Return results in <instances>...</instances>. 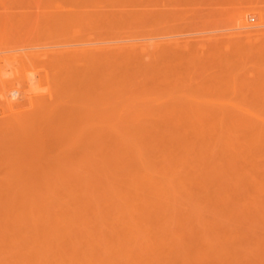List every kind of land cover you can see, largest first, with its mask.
<instances>
[{
    "label": "bare ground",
    "instance_id": "1",
    "mask_svg": "<svg viewBox=\"0 0 264 264\" xmlns=\"http://www.w3.org/2000/svg\"><path fill=\"white\" fill-rule=\"evenodd\" d=\"M59 1L61 2V0ZM73 1L75 3L72 2V7L74 6L75 8L71 7L64 14L66 18L63 15L62 18L65 19L64 22H67H65L67 27L63 26L69 29L72 28L74 44L73 42L64 44L62 45L63 47L61 46L62 49L59 46V50L56 51L52 47L50 52L51 54L53 51L55 52L54 55L52 54L54 57L46 50L45 52L47 53L43 51V56L41 51L30 53L25 51L24 54H21L23 56L18 54V57H24L25 60V56L28 57L27 63L31 62L33 58L37 60V63H44L42 60L46 58L48 64L52 65L53 58H56L55 62L58 67L61 66L63 68L62 65L64 64L65 67L67 64L66 73L68 76H65V79H62V74L59 76V81L61 79L63 82L66 80L67 88L62 82L61 86L58 85L61 89H65L64 94L66 96L62 92L63 90L60 91V88L55 87L54 89L53 80H57L56 84L59 82L58 77L56 78L55 76L59 75L57 70L51 77V79L55 78L51 84L52 90L55 91L50 95V90L43 87L49 92H47L49 94L48 99L54 100L51 96L53 97L55 92L58 94L56 97H58L59 103L56 102L57 100H52L54 109L49 107L51 106V100L45 102L46 105L43 103L45 108L42 103H37L36 100L39 97L37 96L36 98L34 95L36 92L31 88L32 90L28 89L29 91H27L28 93L32 91L36 100L32 98L28 99L29 101L27 99L25 101L24 96L21 99L22 101L24 99L23 104L18 103V99L15 103L17 102L21 107L29 104L34 109V112L31 111V107L29 110L28 105V109L26 108L25 112L28 113L30 111L32 112L31 115L35 117L33 118L30 114H27L29 117L24 115L26 118L22 117V119L20 117L22 120L16 118L17 123L20 122L18 126L16 121H14L15 123L9 121L8 124L5 121L7 118L3 120L2 117L0 119L2 124L6 122L7 128L13 123L8 130L5 127L6 124H0V134L4 130L3 134L0 135L1 138L7 139L6 142H8L10 141L9 137H11V139H15L16 144L21 143L22 145L26 141L27 144L25 143L24 146L19 145V147L25 149V146L32 144L27 146V148L34 149V154L40 153V155L31 156V153H21L24 155L20 157L19 153L15 154V150L10 149L13 148L10 145L12 142L14 144V141L11 140L12 142L8 143V145H6V142L3 143L5 139L0 142L3 143V146H8V151L11 150L8 156L10 158L14 156L11 158L12 161L4 157L7 156L8 152L0 144L1 152L4 150V156L0 152V155L4 157L3 159L0 157V168L5 167L2 165V160L4 162L5 159L7 160L4 163L7 164L9 160L12 168L16 165L15 168L19 166L18 169L13 168L12 170L11 164H9L10 166H7L9 167L8 169L11 168L10 171L8 170L10 173H8L6 168L0 173V177L3 176L2 179L0 178V181H2L0 182V195H5L3 196L4 198L8 197L4 199L1 196L3 200L0 199V264H264V8L255 6L251 7L247 13L233 15L235 21H230L235 22L234 27L236 24L239 31L241 30V34H245L247 42L249 41L248 39H253L255 43L259 40V45L257 46L258 43H252L257 47L254 50V46L249 44L252 41L246 43L245 38V43L249 44L248 47L253 46V48L248 49L245 45H241L245 47L243 50H241V47L238 49L239 46L238 50L236 48V50H233L232 48L234 47H231L233 55L232 52H229L230 50L225 51V48L221 49L224 50L225 54H220L219 52L222 51L216 50L217 46H215L214 49L219 53L218 58L221 55L229 60V58L235 56L234 58L232 57L234 60L228 61L230 66L232 65L231 61H233L232 63L236 62V65L239 63L235 61V58L237 60L239 58L240 66L241 61L245 60L244 63L246 61L248 63H242V68L244 69L243 71L241 70L242 72L238 70V65L234 66L233 64V67H236L238 73L240 72L241 74L237 75V73H234V76H232L234 72L232 66L227 65L228 62L226 63L227 59L225 57H223L225 58L223 59L224 63L222 62V57H220L219 63L221 61V63L225 64L224 66L230 67L231 72H229L232 75L223 70L224 74L220 73V75L221 81L225 79V82H220L219 84L221 85H217L215 89L205 86L207 90L206 88L204 89L205 93H202L204 97L201 98L200 96L202 95L200 93L203 89L200 88H204V85H199L200 90L198 87L195 89L199 93L194 90L196 94L193 95L194 92L191 87L187 86V88H190L189 91L184 88L186 85L182 86L180 82L175 83V81H172L177 79V75L173 74V77L167 75L170 74V69L175 68L173 67L174 65L172 66V60L167 59L168 62L169 60L171 61V64L164 60L170 52L165 50L167 51V54L164 52L166 58H164L165 56L163 57V50L165 47L171 46V42L168 44L164 43V45H170L162 47L164 48L163 50L159 48L162 43L159 44L158 41L151 43L153 46L158 45V48L155 47V49L159 51V57L155 56L156 54L154 55L153 51L150 52L147 43H142L143 40H150L151 35L154 34L152 30H155L153 26L156 23L154 22L155 25L151 24V30V27L149 26L148 28L143 22L142 13L139 10H128V8L138 7L147 0H130L132 3H130L131 5L128 4L129 6L121 3L120 0ZM189 1L188 4L190 3ZM68 2L66 3L68 4ZM185 5L187 4L185 3ZM185 5L183 6L185 7ZM183 6L181 5V7ZM107 7L117 8L121 13L120 15L122 17L126 16L128 19H123L121 16V18L111 17L110 12L105 10ZM71 9L76 11L74 12ZM66 14H69V16L67 17ZM158 14L160 12L154 16L156 19L151 18L156 21L157 18L158 21L160 18L163 19V16L159 18ZM112 15L115 14L113 13ZM168 15L166 14V16ZM249 16L254 18V20L256 19L254 24L251 22L252 25L247 21ZM225 17L219 20H222L221 22L228 26V21H223ZM228 17L230 19L229 15ZM173 19L174 17L171 18V20ZM219 20L216 23H219ZM214 22L209 23L215 25H213V28L211 27L212 25H208V27L219 30L217 28L219 27L218 23ZM167 23L170 24L169 21L165 24ZM205 23L203 21L202 25L195 24L197 25L194 26L195 30L197 27H204L207 24ZM68 24H71V27H68ZM127 24L129 26H125ZM162 24L164 22H159L156 26H161ZM225 24L223 27H225ZM170 26L166 27L172 29ZM172 27L174 28V25ZM190 27L188 29L193 31L192 23ZM176 28H178L177 25ZM180 29L182 30V27ZM200 29H205L206 31L209 28ZM157 30L159 32L160 29L157 28L155 32ZM52 31L54 30L52 29ZM64 31L68 32L67 29ZM160 31L162 33V30ZM180 32L178 33L179 35ZM207 34L202 35V37L204 36L203 39H210L205 37ZM218 34L214 36H219L220 34ZM184 35L186 36V34ZM202 37L200 38L202 39ZM152 39L154 38L152 37ZM201 39L198 40L199 42L196 40L195 42L201 44ZM211 39L213 41L209 40V42H214V38ZM216 39L215 42L217 41ZM228 39H230V36ZM184 40L187 42V38ZM179 41L177 39L172 42L181 43ZM203 41L204 43L206 42V40ZM70 42L69 40L65 43ZM215 42L209 45H213ZM217 42L219 43V40ZM222 43L227 42L224 40ZM239 43L243 44L241 40ZM22 44L20 42L19 45L21 46ZM218 46L220 47V45ZM230 46L228 47L229 49ZM17 47L20 48L19 46ZM171 47H177L175 50H178L180 46ZM198 47H201V45ZM240 50L243 53L247 50L244 53V55L248 53L246 54L247 56H244L245 58ZM206 52L204 53L206 54ZM252 52L257 56L256 60L259 57L258 60L261 61H256ZM160 54L166 64L161 61ZM48 55L51 56H49V59H47ZM215 55H212V57H215L214 60L217 59ZM228 55L232 56L229 57ZM15 56L16 54L11 55L13 59L16 58ZM40 56L42 57L40 58ZM203 56L205 55L202 54ZM11 57L10 55H2V57L0 56V61L4 60L3 62L6 66L5 61L9 62ZM20 57L19 59H21ZM152 57L156 60H153ZM156 57L158 59L161 58L160 61ZM50 58H52V62ZM247 58H249V61ZM24 59L22 58L21 62L25 61ZM183 59L181 57L182 62ZM252 59L255 61L253 60L252 62ZM36 60L33 62L35 63ZM157 60L159 61L158 63L156 62ZM250 60L251 64H249ZM13 62L17 64V61ZM55 62L53 66L49 64L50 69L51 67H56L52 68L53 70L59 69ZM160 62L162 65L169 64L170 67L165 66L164 68ZM193 62L196 64L195 61ZM185 63L184 61L183 64ZM246 64L249 65L247 66L248 68L243 67ZM252 64L253 66L251 67L250 65ZM19 65L18 67H20ZM208 66L206 65V68H209ZM32 67L33 65L30 68ZM161 67L165 70L168 69L169 73L165 70L162 71ZM23 68L22 66L21 69ZM221 68L220 70H222ZM176 70L178 72V69ZM237 70L235 71L237 72ZM164 71L166 72L165 74L163 73ZM45 72L47 73V71ZM19 73H16V75L18 76ZM48 73L51 74V71ZM197 74H200V72ZM0 75L2 74L0 73ZM47 75L45 76L46 79H48ZM166 75L168 79L165 77ZM174 76H176V79ZM22 77L15 78L16 80L13 79L12 81L10 79L9 81L12 83L16 81V84L24 85L22 82L24 77ZM171 77L174 79L170 80ZM227 79L228 81H226ZM20 80L22 83L19 82ZM27 80L25 82L27 85L29 83V85H33V79H29L28 82ZM48 80L50 81V79ZM49 81L46 80V82ZM166 81L172 85L174 82L176 86L175 84L172 86ZM3 83V80L1 81L0 79V84L3 85ZM168 85L171 86L170 88L175 86L174 89H171L172 91L175 90L173 91L174 93L171 92ZM177 85H180L184 90L180 91L181 88L177 87ZM167 86L171 93L167 91ZM47 87L50 86L48 85ZM192 87L196 88L193 85ZM177 88H180L178 94H176ZM4 89L6 88H3L2 91ZM206 91L212 92L207 93ZM59 92L62 93L59 94ZM183 92H188V97L183 95L182 98H184L181 99L178 96H181L179 94H184ZM28 95V98L33 97ZM0 97L3 102L4 96L0 95ZM12 98L11 95L10 100L8 96L4 98L6 101L3 102V105L7 103V106H3L0 103L7 111H12L11 109L14 110L18 107V104L17 106L14 105ZM61 99L63 101L66 99L65 101L68 102V105L65 103L62 105ZM180 100H183L184 104ZM19 102L21 101L19 100ZM61 106H67V110L61 108ZM18 108L19 115H22L20 114L22 110ZM17 110H15L16 113ZM56 110H58L57 113H63L64 111L65 113H63L64 115L61 113L60 117H56L60 115L54 112ZM15 111H13V116L18 115V113L15 114ZM46 111L47 113L50 111V113L47 114ZM11 114L13 113L11 112ZM51 114L53 116L56 114V116L53 117ZM13 116L8 117L15 118ZM49 119H52V122ZM59 119L62 123L58 122ZM48 121L51 124L54 122L51 125L52 129H49L50 123ZM14 124L16 129L19 128L17 129L18 131H24V133H20L22 135L18 134L17 130L15 134V131L11 129L12 127L14 129ZM47 126H49V131L52 130V133L54 132L53 135L64 136L68 144L67 142H62L64 138L60 140L57 138V140L53 141L48 139L43 142V139L48 137L45 136L43 138L44 136H40V134L49 132L47 131ZM12 131L15 135L13 136L14 138L12 137ZM6 133L10 136L5 137L8 136ZM29 137L32 138L30 139ZM35 137L36 140L39 139L37 137L42 139L40 142L37 140V142L33 139ZM41 142L43 143L41 144ZM45 142L48 143L49 149L46 148ZM51 142L54 143L52 144L54 146L50 145ZM66 144L67 146H65ZM36 148L38 149L36 150ZM49 150L51 155L48 154ZM58 150L61 153L64 150L63 155L66 154V156L63 157ZM45 151L48 152V155L45 154ZM65 151L68 152L64 153ZM56 153L58 154L56 155ZM42 155L46 156L43 157ZM24 156L27 160L24 159ZM51 156L54 157V160ZM15 158L16 161L18 160L17 162ZM45 158L51 159L50 161L53 160L52 165L50 161L49 165L48 160H45ZM29 160L30 163L28 162ZM41 161L44 163L42 164ZM22 163L25 166L33 163L31 170L29 169L30 166H27L28 170H24L23 168L25 167L22 168ZM60 164H63V166ZM46 165L47 168H44ZM41 170L43 174H41ZM22 171H30V174L26 172L27 176L25 175V177ZM36 171L37 173L39 172L37 177H35L37 175ZM11 174L15 175L12 176ZM20 176L23 178L24 184L21 182ZM32 176L34 178L29 180ZM46 176L50 177L47 179ZM16 177L20 178L19 183ZM10 181H13L12 185L15 186L14 188L21 190L12 188ZM4 183L6 186H4ZM8 183H10L9 188L7 186ZM16 183L18 184L15 185ZM35 183L37 186L34 185ZM52 183L55 184V187ZM51 184L53 187L50 186ZM38 185L40 186L38 187ZM13 190L16 191L14 192Z\"/></svg>",
    "mask_w": 264,
    "mask_h": 264
},
{
    "label": "rangeland",
    "instance_id": "2",
    "mask_svg": "<svg viewBox=\"0 0 264 264\" xmlns=\"http://www.w3.org/2000/svg\"><path fill=\"white\" fill-rule=\"evenodd\" d=\"M66 0H61V2L59 1V0H0V47L2 48H0V56L2 57V55L3 56H8V55H10V57H11V55H15L16 54V58H14L13 59V57H11V59H13V61H17V64H16V62H13V61H11V59L10 58H8V59H10V61L12 62L11 63V65L9 64L10 63V61L9 62H7V60L5 61L6 62V66H5V64H4V60L3 61H0V65H1V67L0 68H2V69H0V73L2 74V75H0V79H1V81L3 80V85H1L0 84V95L3 97L4 96V98L5 97H9V100H10V95H11V98H12V96H13V98L11 99L12 100V102L14 103V105H16L17 106V104L18 103H20V104H23L22 102H24V99H25V101H27L28 99L30 100V99H34V95L36 96V98H37V96L39 97V98H37V100L39 99V101H37L36 99H34V100H36V102L37 103H42V106H43V103L46 105V103L45 102H49L48 100H51V106H49L50 107V109L51 108H53L54 109V104L52 105V100L53 99H48V96H49V92H50V95L53 93V91H55V90H52L53 89V87L51 86V84H52V80L53 79H55V78H53V79H51V77L54 75V72L56 73V71L58 70H60L61 68L60 67H58L57 66V64H56V58H53V60H52V58H50V60H51V62L53 61V63H52V65L51 66H53V64H54V62H55V65L59 68V69H52V68H56V67H51V69H50V65L48 64V60H46V58L45 59H41L44 63H46V64H44V63H42V62H39V63H37V60L35 59V58H33L32 59V63L31 62H29V63H27L28 61V57H26L25 56V58H26V60L24 59V57H22L25 61H23V62H21V59H19V57H18V54H24L25 53V51L28 53H30V52H40L41 51V53H42V56L44 55V52H45V50L46 51H52V47H53V49H54V51H56V50H59V46H60V48H61V46L62 45H64V44H71L72 42H73V44L75 43L74 42V37H73V34H72V28H70L71 29V31H69L70 29L69 28H65V27H67L66 26V23L64 22V18H62V15H63V17H65L66 18V16H64V14L66 13V12H68L69 10H70V8L72 7V2L73 3H75L73 0H67L66 2H68V4L65 2ZM116 1V0H115ZM143 1H145V0H143ZM189 1V0H188ZM188 1L187 0H184V1H182V0H147V1H145V2H143V3H141V5L140 6H138V7H129L128 8V10H131V9H136V10H139L141 13H142V15H141V17H142V19H143V22L145 23V25L149 28V26L151 27V24L152 25H155V23H156V25L157 24H159V22H164V24H162L161 26H156L157 28H159L160 30H162V33H160L161 31L159 30V32H158V30L155 32V30L157 29L155 26H153V29L155 28V30L153 31L152 30V27L150 28L151 30H152V32L155 34H153V35H151V37H150V40H143L142 41V43H147L148 44V47L150 48L149 50H150V52H152L155 56H158V53H159V51L157 50V49H155V47L156 48H158V45H156V46H153L152 44L153 43H156L157 41L159 42V44L160 43H162L161 44V46L159 47V48H162V47H165V46H169L170 44H171V46H182L181 48L179 47V49L178 50H175V49H177V47H171V46H169V47H165V49L164 48H162V50H163V54H164V52H165V54H167L166 52L168 51V52H170V53H168V55H167V58H166V55L164 54L163 55V57L164 58H166V59H164V60H167V59H170V60H172V62L169 60V62H168V60H167V62L168 63H172V66L173 67H175V68H172V70L170 69V74H167L168 76L170 75V76H172L173 77V74L174 75H177V79L175 78L176 76H174V78L176 79V80H172V81H175V83H179L180 82V84H182V86H185L186 85V87H184L185 89H188L189 91H190V88H187V86L188 87H191V90L194 92L193 93V95L194 94H196L195 93V91H197V90H195V89H197V87H198V89H199V85L200 86H202V85H204V88H200V89H203V90H201V95H202V93H205L204 91V89L206 88V87H213L214 89H215V87L217 86V85H221V84H219L220 82L222 83L223 81L225 82V79L223 80V81H221L222 80V78H221V75H220V73H222V74H224V72H228V73H230L231 71V69H229L231 66H232V68H233V75L232 76H234V73L236 74L237 73V75H239V74H241L240 72L238 73V70L239 71H243L244 69L242 68V63H244V61H241L242 63H241V66H240V60H239V58H238V60L235 58V61H237V62H239L237 65L239 66L238 67V70L236 69V67H233V64H234V66L236 65L235 63L236 62H234V63H232L233 61H231L230 63L232 64L231 66L229 65V60H232L234 57L232 56L233 55V52H232V49L233 50H236L237 48H238V46H239V48L238 49H240V47L242 48L241 50H243V48H245V47H248V45L249 44H251V45H253L252 43H255V42H253L254 40L253 39H248L249 41L248 42H250V41H252L251 43H249V44H246V43H248L247 42V38H246V36H245V34L243 35V34H241L242 32H241V30L239 31V29L236 27V24H235V27H234V23L235 22H231V21H235L234 20V16L236 15V14H242V13H244V12H248V10L251 8V7H259V8H264V0H191V1H189L190 3L188 4ZM5 4H4V3ZM71 2V3H70ZM120 2L121 3H125V5H128V4H130V3H132L130 0H120ZM253 2V3H252ZM65 3V4H64ZM183 3V4H182ZM185 3L187 4V5H189V6H187V5H185ZM250 3H252V4H250ZM70 4V5H69ZM116 4V3H115ZM140 4V3H139ZM179 4H180V6H179ZM131 5V4H130ZM181 5L183 6V5H185V7L183 6V7H181ZM59 6V7H58ZM129 6V5H128ZM72 8H75L74 6L72 7ZM72 11H76V10H74V9H71ZM105 10H106V12L108 11V12H110L109 14H110V16L111 17H114V18H121L122 16L120 15L121 13H120V11H118V9L117 8H114V7H107V8H105ZM63 11H65V12H63ZM164 11V12H163ZM63 12V13H62ZM160 12V14H158L159 15V18L160 17H162L163 16V19L162 18H160V20L158 21V18H157V21L156 20H154V19H156V17H154L157 13H159ZM55 13V14H54ZM114 13L115 15H112V14ZM155 13V14H154ZM171 13V14H170ZM5 14V15H4ZM10 14V15H9ZM51 14H52V17H51ZM166 14L168 15V16H166ZM59 15V16H58ZM67 15V17L69 16V14H66ZM158 15H157V17H158ZM228 15L230 16V19H229V17H228ZM234 15V16H233ZM121 16V17H120ZM225 16H227L228 17V19H227V17H225ZM26 19H25V18ZM53 17H54V19H53ZM151 17H153V18H151ZM168 17V18H167ZM172 17H174V19H177V20H171V18ZM177 17V18H176ZM180 19H179V18ZM223 17H225L224 19H226V20H224L223 19V21H228V22H230V23H228L227 22V24H229L228 26H231V27H229L228 28V26L223 22H221L222 20H219V19H222ZM233 17V18H232ZM13 18V19H12ZM23 18V19H22ZM123 19L125 18L126 20L128 19L126 16H124V17H122ZM233 20H232V19ZM14 19H15V21H14ZM51 19V20H50ZM57 19V20H56ZM194 19V20H193ZM10 20V21H9ZM20 20H21V22H20ZM29 20V21H28ZM31 20V21H30ZM54 20V21H53ZM62 20V21H61ZM126 20H123V21H126ZM219 20V23L217 24L216 23V21H218ZM231 20V21H230ZM4 21V22H3ZM32 21H34V22H32ZM47 21V22H46ZM50 21H52V22H50ZM170 22V24L169 23H167V24H165L166 22ZM185 21H186V23H185ZM203 21H204V23L206 24V25H204V27L205 28H209L208 30H206L205 31V29H200V28H204V27H202V26H200V28L199 27H197L196 28V30H195V28H194V26H197V25H202V23H203ZM214 22V23H216L217 25H219V27H217V28H219V30L218 29H212L213 28V23L212 24H209V23H211V22ZM247 21H248V23H250L251 25H252V23L254 24L255 22H256V19L254 20V18H252L251 16H249L248 17V19H247ZM3 22V23H2ZM16 22V23H15ZM17 22H19V23H17ZM44 22V23H43ZM60 22H62V23H60ZM64 22V23H63ZM155 22V23H154ZM180 24H179V23ZM189 24H188V23ZM252 22V23H251ZM7 23H8V25H7ZM10 23V24H9ZM26 23V24H25ZM51 23V24H50ZM53 23V24H52ZM55 23V24H54ZM191 23H192V26H193V28L194 29H192L193 31H191L190 29H191V27H190V25H191ZM193 23H194V25H193ZM232 23V24H231ZM2 24H4V25H2ZM25 24V25H24ZM179 24V25H178ZM195 24H197V25H195ZM224 24H225V27H223L224 26ZM57 25V26H56ZM63 25H65V27L63 26ZM170 26V25H174V28L172 27V26H170L172 29H168V27H166V26ZM176 25H177V27L178 28H176ZM208 25L210 26V25H212L211 27H208ZM31 26V27H30ZM53 26H55V27H53ZM125 26H129V24H127V25H125ZM165 26V27H164ZM188 26V27H187ZM215 26V25H214ZM220 26H221V29H220ZM227 26V27H226ZM50 27V28H49ZM68 27H71V24H68ZM164 28V29H162V28ZM182 27V30L180 29ZM190 27V29H188ZM36 28V29H35ZM54 30V31H52V29ZM55 28V29H54ZM59 28V29H58ZM62 28V29H61ZM184 28H185V30H184ZM210 28H211V30H210ZM34 29V30H33ZM50 29V30H49ZM67 29V31L68 32H66V31H64V30H66ZM69 29V30H68ZM166 29V30H165ZM180 29V30H179ZM31 30V31H30ZM37 30V31H36ZM40 30V31H39ZM44 30V31H43ZM62 30V31H61ZM171 32H170V31ZM213 30V31H212ZM33 31V32H32ZM46 31V32H45ZM49 31H51V32H49ZM169 32V34L171 35H169L168 34V32ZM176 31V32H175ZM181 31V32H180ZM194 31H198V32H194ZM227 31V32H226ZM235 33H234V32ZM71 32V33H70ZM180 32V35L178 34ZM186 32V33H185ZM193 32V33H192ZM229 32V33H228ZM238 32V33H237ZM25 33V34H24ZM52 33V34H51ZM156 33H157V35H156ZM208 33V34H207ZM220 35H219V34ZM234 35H233V34ZM240 33V34H239ZM22 34H24V35H22ZM26 34H28V35H26ZM38 34H40V35H38ZM151 34V33H150ZM165 34H167L166 36H165ZM184 34H186V36L184 35ZM196 36H195V35ZM205 35V34H207L205 37H208V38H210V39H206V38H204L203 39V37H202V35ZM215 34H218L219 36H214ZM225 34V35H224ZM228 34V35H227ZM232 34V35H231ZM238 36H237V35ZM32 35V36H31ZM70 35H72V36H70ZM142 35H145V34H142ZM163 35V36H162ZM190 35V36H189ZM200 35V36H199ZM236 35V36H235ZM11 36V37H10ZM28 36V37H27ZM34 36V37H33ZM41 36V37H40ZM60 36V37H59ZM70 36V37H69ZM157 36V37H156ZM185 36V37H184ZM229 36H230V39H228L229 38ZM32 37V38H31ZM37 37V39H35ZM38 37H40V38H38ZM46 37V38H45ZM49 37H50V39H49ZM152 37L154 38V39H152ZM161 37H162V39H161ZM175 37V38H174ZM191 39H190V38ZM194 37V38H193ZM198 37V38H197ZM200 37H202V39L200 38ZM225 37V38H224ZM232 37H233V39H232ZM235 37H237L236 39H235ZM22 38V39H21ZM69 38V39H68ZM187 38V42L189 41V43H187L186 42V40H184V39H186ZM197 38V39H196ZM211 38H214V42H215V38H217L216 40L218 41L219 40V43L216 41L215 42V44H213V45H209V44H212V43H214V42H212V43H210L209 42V40L211 41H213V39H211ZM245 38H246V43H245ZM4 39V40H3ZM13 39H14V41H13ZM25 39V40H24ZM30 39V40H29ZM31 39H32V41H31ZM48 39V40H47ZM145 39H146V37H145ZM165 39V40H164ZM180 40L179 42H181V43H176V42H172V41H174V40ZM202 40V43H204V41L203 40H206V42L205 43H208V44H203L202 45V43L200 44V43H198L199 41L198 40ZM223 39V40H222ZM7 40V41H6ZM71 41L70 43H65V42H68V41ZM73 40V41H72ZM195 40L196 41H198V42H195ZM220 40H222V41H220ZM224 40H226V42L227 43H222V42H224ZM228 40V41H227ZM241 40V43H243V44H238V42ZM12 42V44H11V42ZM27 41V42H26ZM37 41V42H36ZM55 41V42H54ZM155 41V42H154ZM160 41H162V42H160ZM166 41V42H165ZM231 41V42H230ZM243 41V42H242ZM256 41V40H255ZM259 41V40H258ZM256 42L255 44H257V46L259 45V42ZM16 42V43H15ZM20 42H22L23 44L20 46L19 44H20ZM34 42V43H33ZM41 42V43H40ZM46 42V43H45ZM49 42V43H48ZM51 42V43H50ZM171 42V43H170ZM201 42V41H200ZM16 44L17 46H19L20 48H18L16 45H14V44ZM152 43V44H151ZM164 43L165 44H168V43H170L169 45H164ZM176 45H175V44ZM186 43H187V45H186ZM197 43H198V45H197ZM245 43V44H244ZM2 44V45H1ZM4 44V45H3ZM6 44H8V45H6ZM32 44V45H31ZM37 44V45H36ZM44 44V45H43ZM158 44V43H157ZM181 44V45H180ZM190 44V45H189ZM201 45V47H198V46H200ZM229 44V45H228ZM233 46H232V45ZM238 44V45H237ZM10 45V46H9ZM26 47H25V46ZM197 45V46H196ZM206 45V46H205ZM218 45H220V47L218 46ZM223 45V46H222ZM231 45V46H230ZM236 45V46H235ZM241 45H245V47H242ZM247 45V46H246ZM4 46V47H3ZM6 46V47H5ZM13 46V47H12ZM16 48H15V47ZM29 46H31V47H29ZM39 46V47H38ZM41 46H42V48H41ZM190 48H189V47ZM207 46H209V47H207ZM215 46H217L216 48H215ZM230 46V49L228 48ZM254 46V45H253ZM253 46L252 47H248V49H250V48H253ZM58 47V48H57ZM63 47V46H62ZM170 47H171V49L172 50H174V51H172L171 49H170ZM187 47V48H186ZM206 47V48H205ZM231 47H234V48H232L231 49ZM255 47L256 46H254V50H255ZM5 50H4V49ZM19 50H18V49ZM47 48V49H46ZM216 50H221V49H224L225 51H229V52H232V55H228L229 57H231V58H229V60L225 57V56H221L220 55V57H222V62L224 63V61H223V59H227V61H226V63H227V65L228 66H230V67H228V66H224L225 64H223V63H221V61H220V63H219V60H220V57L218 58V54L220 53H223V55L225 54L224 53V50H221L222 52H219L218 53V51H216ZM236 48V49H235ZM7 49H9V50H7ZM17 49V50H16ZM24 50V52H22L23 50ZM62 49V48H61ZM170 51H169V50ZM205 49H207V50H205ZM227 49V50H226ZM237 49V50H238ZM247 49V48H246ZM256 49H257V47H256ZM29 50V51H28ZM160 50V49H159ZM161 50V51H162ZM165 50H167V51H165ZM182 50V52H180ZM187 50H189V51H187ZM240 50V52H242L243 53V51H241ZM253 50V51H254ZM6 51V52H5ZM21 51V52H20ZM44 51V52H43ZM52 52V54L54 55V53L55 52ZM207 51V52H206ZM247 51V50H246ZM245 51V52H246ZM10 54H9V53ZM174 52V53H173ZM178 52H180V53H178ZM193 52H194V54H193ZM204 52H206V54L204 53ZM217 52V54L215 55V53ZM235 52V51H234ZM236 52H238L239 53V51H236ZM244 52V53H245ZM249 52H251L250 50H249ZM254 52H256V51H254ZM254 52H252L253 53V55L255 56V54H254ZM1 53H3V54H1ZM13 53V54H12ZM45 53H47V52H45ZM151 53V55H153ZM162 53V52H161ZM183 55H182V54ZM228 53V52H227ZM238 53H235V54H238ZM244 53L242 54L243 55V57L246 55V54H248V53H246L245 55H244ZM6 54V55H5ZM49 54V53H48ZM50 54H51V52H50ZM51 54V56H53ZM171 54V55H170ZM173 54H174V56H173ZM186 54V55H185ZM202 54H204L205 56H203L202 57ZM215 55V56H217L216 58L218 59V61H217V59H215L214 60V58L215 57H212V55ZM230 54V53H229ZM239 54H241V53H239ZM161 55V54H160ZM185 55V56H184ZM252 55V56H253ZM21 56H23V55H21ZM42 56H40V58L42 57ZM49 56L50 55H48V58L47 59H49ZM50 56V57H51ZM178 56H179V58H178ZM188 56V57H187ZM194 56V57H193ZM198 56V57H197ZM210 56V57H209ZM227 56V55H226ZM237 56H241V55H237ZM247 56V55H246ZM249 56V55H248ZM46 57H47V55H46ZM54 57V56H53ZM154 57V56H153ZM152 57V58H153ZM159 57V56H158ZM163 57H162V55H161V58H157L159 61H160V59H161V61L163 62V63H165L166 61H164L163 60ZM181 57H183L184 59H186V60H184L183 59V62H182V60H181ZM197 57V58H196ZM223 57H225V58H223ZM256 57L257 56H255V60H256ZM28 58V59H27ZM203 58V59H202ZM207 58V59H206ZM210 58V59H209ZM213 58V59H212ZM240 58H242V57H240ZM245 58V57H244ZM259 58V57H258ZM258 58H257V60L256 61H261V60H258ZM19 59V60H18ZM36 60V62L34 63L33 61H35ZM155 58H153V60H154ZM212 59V60H211ZM248 59V61H249V58H247ZM251 59V58H250ZM254 59H252V62H253V60ZM261 59V58H260ZM30 60H31V58H30ZM38 60H40L39 58H38ZM156 60V59H155ZM156 61L157 63L159 62V61ZM188 60H190V61H188ZM195 61V63L196 64H194V62L193 61ZM207 60V61H206ZM234 60V59H233ZM242 60V59H241ZM254 60V61H255ZM46 61V62H45ZM178 61V62H177ZM184 61L187 63H185V64H183L184 63ZM199 62V63H198ZM207 62H209V63H207ZM211 62H213V63H211ZM214 62H215V64H214ZM247 62V61H246ZM245 62V63H246ZM14 63V64H13ZM59 63V62H58ZM170 63V64H171ZM205 63V64H204ZM218 63V64H217ZM244 63V64H245ZM248 63V62H247ZM255 63V62H254ZM253 63V64H254ZM4 64V65H3ZM18 64H20L19 66L20 67H18ZM59 64H61V63H59ZM160 64L162 65V63L160 62ZM166 64V63H165ZM189 64V65H188ZM191 64H193V65H191ZM213 64V65H212ZM222 64V65H221ZM249 64H251V60H250V63ZM253 64L252 65H250L251 67L253 66ZM8 65V66H7ZM29 65V66H28ZM33 65V67L32 68H30L31 66ZM54 65V66H55ZM62 65V64H61ZM67 65V64H66ZM66 65H65V67H64V64L62 65L63 66V68L58 72L57 71V73H59V75H55L56 76V78L58 77V81H59V76L61 75V77H62V79H65L66 77L65 76H68L67 75V67H66ZM160 65V66H161ZM191 65V66H190ZM197 65V66H196ZM206 65L209 67V68H206ZM215 65V66H214ZM221 65V66H220ZM236 65V66H237ZM4 66V67H3ZM10 66H12L11 68H10ZM24 67L23 69H21V67ZM26 66V67H25ZM164 68H165V66H167V67H170V65L168 64V65H162ZM176 66H178V67H176ZM184 66H186V67H184ZM192 66H193V69H192ZM200 66H202V67H200ZM205 66V67H204ZM247 66H249L248 64H246V65H243V67L245 68V67H247ZM16 67V68H15ZM163 67H161V69H162V71L163 70H165ZM189 67H191L190 69H188V70H185L186 68H189ZM197 67V68H196ZM215 67V68H214ZM220 67H222L221 69L222 70H220ZM17 69V70H15V69ZM28 68V69H27ZM34 68V69H33ZM234 68H235V70H237V72L234 70ZM248 68V67H247ZM246 68V69H247ZM250 68V67H249ZM4 69V70H3ZM24 69H26V70H24ZM176 69H178V72H177V70ZM199 69H200V71H199ZM209 69V70H208ZM217 69V70H216ZM251 69V68H250ZM250 69H248V70H250ZM11 70V71H10ZM13 70V71H12ZM16 72H15V71ZM22 70V71H21ZM223 70H224V72H223ZM228 70V71H227ZM254 70V69H253ZM4 71V72H3ZM10 71V72H9ZM45 71H47V73L45 72ZM51 71V74L50 73H48V72H50ZM167 73H169V71H168V69L167 70H165ZM163 72L164 74L166 73V72ZM187 71H189V72H187ZM191 71V72H190ZM198 71V72H197ZM202 71V72H201ZM207 71V72H206ZM211 71V72H210ZM220 71V72H219ZM230 71V72H229ZM241 71V72H242ZM246 71V70H245ZM256 71V70H255ZM254 71V72H255ZM18 72H20L19 73V75H20V77H18L17 75H16V73L18 74ZM28 72H30V73H28ZM33 72H34V74H33ZM61 72H63V73H61ZM177 72V73H176ZM179 72H180V74H179ZM200 72V74H197V73H199ZM28 73V74H27ZM189 75H188V74ZM190 73H192V74H190ZM23 74V75H22ZM38 74V75H37ZM46 74H48L47 75V77H48V79H50V81L48 80V79H46L45 78V76H46ZM163 74V75H164ZM179 74V75H178ZM197 74V75H196ZM203 74V75H202ZM207 74V75H206ZM4 75H6V76H4ZM16 75V76H15ZM27 75H28V78H27ZM49 75H51V76H49ZM165 76L166 78L168 77V76ZM188 75V76H187ZM205 75V76H204ZM220 75V76H219ZM225 75H229V74H225ZM230 75V76H231ZM4 76V77H3ZM9 76V77H8ZM12 76V77H11ZM24 78H23V77ZM26 76V77H25ZM169 76V77H170ZM207 76V77H206ZM230 76H228V77H230ZM3 77V78H2ZM6 77H8V78H6ZM23 78V80L25 79V81H23L22 79V82L24 83V85L23 84H21V85H19V84H16L15 82L16 81H13V83L12 82H10V81H12L13 79H15V78ZM35 77V78H34ZM170 78V80L171 79H174V78ZM187 77V78H186ZM191 77V78H190ZM224 77V76H223ZM5 78V79H4ZM190 78V79H189ZM194 80H193V79ZM227 78V77H226ZM231 78V77H230ZM11 79V80H10ZM28 79V80H27ZM29 79L30 80H32V82H34V83H32L33 85H27L25 82H26V80H27V82L29 81ZM61 79V78H60ZM62 79L59 81V82H57L58 84H56V81L57 80H53V83H54V89H55V87H57V88H60V87H58V85L59 86H61L62 85V83L64 84V86L66 85L65 84V82H66V80L63 82L62 81ZM168 79V78H167ZM166 79V80H167ZM187 79V80H186ZM215 79V80H214ZM229 79V78H228ZM228 79L226 80V81H228ZM5 80V81H4ZM10 80V81H9ZM16 80V79H15ZM21 80L19 81L20 83H22L21 82ZM46 80L47 81H49L50 82V84H48L50 87H51V89H49L50 87H47L48 85H47V83H49V82H46ZM179 80V81H178ZM181 80V81H180ZM192 80V81H191ZM212 80V81H211ZM9 81V82H8ZM18 81V80H17ZM169 81V80H168ZM171 81V82H172ZM177 81V82H176ZM182 81H184V82H182ZM188 81H190V82H188ZM211 81V82H210ZM7 82V83H6ZM62 82V83H61ZM167 82V81H166ZM223 82V83H224ZM229 82H230V80H229ZM37 83V84H36ZM46 83V84H45ZM168 83V82H167ZM170 83V82H169ZM168 83V84H169ZM174 82H173V85L175 84ZM190 83V84H189ZM209 83V84H208ZM13 84H14V86H13ZM190 86H189V85ZM202 84V85H201ZM15 85H17V86H15ZM26 85V86H25ZM38 85V86H37ZM55 85H57V86H55ZM170 85H172L171 83H170ZM172 85V86H173ZM192 85L193 86H195L196 88H194V87H192ZM212 85V86H211ZM21 88H20V87ZM25 86V87H24ZM30 86V87H29ZM63 86V87H64ZM169 86V85H168ZM168 86H167V91H169V88L171 87V86H169V88H168ZM175 86H176V84H175ZM174 86V87H175ZM180 87L181 88V86L180 85H177V87ZM206 86V87H205ZM23 87V88H22ZM37 87V88H36ZM43 87H46L47 88V90H50L49 92L47 91V90H45ZM166 87V86H165ZM174 87H172L173 89H174ZM3 88H6V89H4V91H2L3 90ZM34 90V92H36V93H34V95H33V93H32V91H31V93H32V95H30L31 93H28V89H30V90H32V89ZM66 88H67V85H66ZM172 88H170V90L172 89ZM179 88V89H180ZM217 88V87H216ZM9 89V90H8ZM40 89V90H39ZM42 89V90H41ZM44 89V90H43ZM166 89V88H165ZM178 88L176 89V91H177V93L176 94H178V90H179ZM199 89V90H200ZM209 89V88H208ZM7 90V91H6ZM22 90V91H21ZM27 92H26V91ZM59 90V89H58ZM61 90H63L62 92H63V94L65 93V89H61L60 88V91ZM182 90H184V89H182L181 88V90L180 91H182ZM195 90V91H194ZM206 90H207V88H206ZM21 91V92H20ZM37 91H39V92H37ZM44 91V92H43ZM56 91H57V89H56ZM166 91V92H167ZM173 91H175V90H173ZM172 90H171V92L172 93H174ZM191 91V92H192ZM3 92H5V93H3ZM10 92V93H9ZM24 92H26L25 94H24ZM48 92V93H47ZM58 92V91H57ZM62 92H59V94H61ZM170 92V91H169ZM170 92V93H171ZM198 92V91H197ZM207 92V91H206ZM212 92V91H211ZM211 92H207V93H211ZM22 93V94H21ZM184 93V92H183ZM188 93V92H187ZM187 93H184V94H179V95H181V96H178V97H180L181 99H183L184 97H188V94ZM190 93V92H189ZM199 93V92H198ZM4 94V95H3ZM16 94H17V96H16ZM29 94V95H28ZM48 94V95H47ZM186 94H187V96H186ZM191 94V93H190ZM27 95L30 97V96H33V97H30V98H28L27 97ZM55 95V96H54ZM56 95H58L56 92H55V94H53V97L51 96V98H54V100H57L56 102H58V97H56ZM183 95H185L183 98H182V96ZM192 95V94H191ZM204 95V94H203ZM200 96L201 98L202 97H204V96ZM24 96H25V98H24ZM64 96H66L65 94H64ZM176 96V95H175ZM190 96V95H189ZM21 97V98H20ZM27 97V98H26ZM42 97V98H41ZM45 97V98H44ZM3 98V102L4 101H6V99H4ZM22 98H24L23 99V101L21 100ZM41 98V99H40ZM47 98V99H46ZM50 98V97H49ZM62 98V97H61ZM65 98V97H64ZM0 103H2V105L4 104L3 102H2V98L0 97ZM14 99V100H13ZM17 99H18V103L16 102L15 103V101H17ZM27 99V100H26ZM179 99V98H178ZM19 100L21 101V102H19ZM28 100V101H29ZM53 100V101H54ZM62 100V99H61ZM66 100V99H65ZM64 100V101H65ZM63 100H62V102H61V104L63 105L64 103L66 104V105H68V102L67 101H65L64 102ZM177 101H179V100H177ZM34 102V101H33ZM36 102H34V103H36ZM180 102H182L183 103V100H180ZM180 102H177V103H180ZM28 103V102H27ZM59 103V102H58ZM57 103V104H58ZM181 103V104H182ZM20 104H18V109L19 110H22V112L20 113V114H22V115H19V111L17 110V108L16 109H11L12 111H7V110H5V108H3V106H7V103H6V105H1L0 104V119H2V117H3V120L5 119V118H7L8 119V121H7V119L5 120L8 124H9V121H12V122H14V121H16V123H17V119L16 118H26V117H29V116H27V114L29 115L30 114V116H32L33 117V115H31L32 114V112H28V113H26L25 112V110H27L28 108H27V105H28V107H29V110H30V107L31 106H29V104H26V105H23L22 107H21V105ZM48 104V105H49ZM184 104V103H183ZM47 105V106H48ZM56 105V104H55ZM24 106H26V107H24ZM57 106V105H56ZM44 107V106H43ZM42 107V108H43ZM67 106H61V108H65L66 110H67V108H66ZM6 108H8V107H6ZM13 108V107H12ZM21 108H23V109H21ZM27 108V109H26ZM45 108V107H44ZM2 109H3V111H2ZM10 109V108H9ZM31 109H32V107H31ZM49 109V110H50ZM15 110H17V113H18V115H15V116H13L14 115V112L13 111H15ZM36 110V109H35ZM31 111H33L34 112V109H32ZM48 111V110H47ZM47 111H46V113H47ZM50 111H53V110H50ZM50 111L48 112V113H50ZM57 111L58 110H56V111H54L56 114H60V115H57L56 116V114H54L56 117H60L61 116V113L62 112H60V113H57ZM12 112L13 114H11L10 115V113ZM16 113V111H15V114H17ZM24 113V114H23ZM35 113H36V111H35ZM47 113V114H48ZM63 113H65V111L63 112ZM62 113V115H64ZM53 114V113H52ZM51 114V115H52ZM3 115V116H2ZM24 115H26V117L24 116ZM50 115V114H49ZM8 116H10V117H15V118H9ZM19 116V117H18ZM53 116V115H52ZM55 116H53V117H55ZM31 117V119H33ZM64 117V116H63ZM19 119V120H22V119ZM46 118V117H45ZM49 118V117H48ZM54 119V118H53ZM56 120V119H55ZM5 121H3V122H5ZM49 121H51L52 122V119L50 120L49 119ZM48 121V122H49ZM60 121V119L58 120V122ZM2 121L0 120V124H2L1 123ZM6 122L5 123H3L4 125L6 124ZM19 122V121H18ZM47 122V121H46ZM11 123V122H10ZM15 123V122H14ZM20 123V122H19ZM19 123H17V126L18 125H20ZM50 123V122H49ZM48 123V124H49ZM60 123H62L61 121H60ZM2 124V125H3ZM13 124V123H12ZM12 124H10L9 126H8V128L9 127H11V125ZM46 124V123H45ZM52 124H54V122L52 123ZM51 123H50V127L49 126H47V131H49V129L51 128V125H52ZM65 124V123H64ZM15 125V124H14ZM55 125H56V123H55ZM7 126V124L5 125V127ZM4 127V128H5ZM20 127V126H19ZM48 127H49V129H48ZM58 127V126H57ZM59 127H61V126H59ZM3 128V129H4ZM7 128V127H6ZM8 128H7V130H8ZM53 128V127H52ZM51 128V129H52ZM13 131H15V134L18 132V134H20V133H24V131L22 132L21 130L20 131H18L17 129H19V128H17L16 129V125H15V127H14V129H13V127L11 128ZM21 129V128H20ZM56 129V128H55ZM2 130V129H1ZM6 129H5V131L8 133V131H7ZM16 130H17V132H16ZM57 130V129H56ZM60 130V129H59ZM58 130V131H59ZM4 130H2V132H3ZM9 131H10V129H9ZM12 131V132H13ZM54 131V130H53ZM1 132V134L0 135H2L3 133ZM6 133V135H8ZM50 134V136H49V134ZM54 133V132H53ZM53 133H52V130H50L49 132H46V133H43V134H40V136H44L43 138H45V136H47L48 138H46V139H43V142H44V140H48V139H50V140H57V138H59V140L61 139V138H64V136L63 137H61V136H56L55 134V136L53 135ZM5 134V133H4ZM13 135H12V137L13 136H15L14 135V132L12 133ZM20 135H22V134H20ZM10 135H8V136H5V137H9ZM19 136V135H18ZM16 137H17V135H16ZM15 137V138H16ZM20 137V136H19ZM28 137V136H27ZM34 137V136H33ZM3 138V137H2ZM1 138V136H0V142L1 141H4V139L5 138H3V140H1L2 139ZM14 138V137H13ZM21 138V137H20ZM30 139L32 138V137H29ZM37 138H39V139H37V140H39V142L41 141V137H37ZM9 139H10V141H8V142H6L7 141V139H5V141L3 142V143H5L6 142V145H8V143H11L12 141H14L13 139H11V137H9ZM24 139V138H23ZM27 139V138H26ZM33 139H35L36 140V137L35 138H33ZM65 139V138H64ZM62 139V142H67V140L65 139ZM12 140V141H11ZM18 140V139H17ZM25 140V139H24ZM23 140V141H24ZM36 140V141H37ZM19 141V140H18ZM33 141V140H32ZM15 142V141H14ZM29 142V141H28ZM38 142V141H37ZM43 142H41V144L43 143ZM47 142V141H46ZM45 142V143H46ZM55 142V141H54ZM57 142V141H56ZM3 143H0L1 144V146H2V148H6V152H8L7 153V156H4V150L1 152V150H0V152H1V155L3 154V156L4 157H7V159H9L10 161H12L11 160V158L12 157H14V156H12L11 158L8 156L9 154H10V151H8V149H7V147L8 146H3L2 144ZM19 143V142H18ZM25 143H26V141H25ZM25 143H23L24 145H25ZM57 143H59V142H57ZM27 144V143H26ZM38 144H40V143H38ZM40 144V145H41ZM48 143H46V145H47ZM52 144H54V143H50V145H52ZM67 144H68V142H67ZM67 144L65 145V146H67ZM18 145V146H17ZM19 145L20 146H24V145H22L21 143H19V144H16V142L13 144V142H12V144L10 145L11 147L13 146V148H10V149H14L15 151V154H18V155H20V157H21V153H28V154H30V156L31 155H40V153L39 154H37V153H35L34 154V149L33 150H31V149H29V148H27V146H31L32 144H29V145H27V146H25V149L23 148V147H19ZM35 145V144H34ZM61 145V144H60ZM52 146H54V145H52ZM35 147V146H34ZM41 147H43V146H41ZM46 147V146H45ZM57 147V146H56ZM59 147V146H58ZM61 147V146H60ZM2 148H0V149H2ZM33 148V147H32ZM40 148V147H39ZM46 148H48L49 149V145H47V147ZM54 148V147H53ZM66 148V147H65ZM17 149V150H16ZM38 148H36V150H37ZM44 149V148H43ZM47 149V150H48ZM58 149H61V148H58ZM67 150H68V148H67ZM29 151V152H28ZM52 151V150H51ZM59 152H60V150H58ZM64 151V150H63ZM63 151H62V153L60 152L59 154H62L63 155ZM6 152H5V154H6ZM12 152H13V150H12ZM38 152V151H37ZM46 152V151H45ZM53 152V151H52ZM51 152V153H52ZM56 152H57V149H56ZM66 152H68V151H65L64 153H66ZM48 152H46L45 154L46 155H48V154H50V150H49V153L47 154ZM13 154V153H12ZM58 153H56V155H57ZM0 155V157H2ZM24 155V154H23ZM22 155V156H23ZM45 155V156H46ZM51 155V154H50ZM29 156V157H30ZM43 156V155H42ZM45 156H43V157H45ZM58 156H60V157H62L61 155H58ZM57 156V157H58ZM64 156H66V154L65 155H63V157ZM4 157H2V159L4 158ZM32 157H35V156H32ZM52 157V156H51ZM56 157V156H55ZM56 157V158H57ZM31 158V157H30ZM49 158V157H48ZM54 157H52V159H53ZM59 158V157H58ZM7 159H5L4 160V162L7 160ZM17 159H19L18 157H17ZM23 159V158H22ZM24 159L25 160H27L26 158H25V156H24ZM38 160H39V158H37ZM67 159V158H66ZM9 160H8V162H7V164H5L4 162H3V160H2V165L3 166H5V167H3L2 169L0 168V173H2V170H4L5 168H6V170L8 171H10V169L12 168V164L11 163H9ZM45 160H48V159H46L45 158ZM51 160V159H50ZM50 160H48L47 162L49 163V161ZM54 160V159H53ZM53 160L52 161H50V163H51V165H52V162H53ZM61 160V159H60ZM63 160V159H62ZM15 161H16V158H15ZM14 161V162H15ZM18 161V160H17ZM16 161V162H17ZM34 161V160H33ZM40 161V160H39ZM58 161V160H57ZM67 161V160H66ZM21 162H23L22 160H21ZM26 162V161H25ZM24 162V163H25ZM29 163H30V160L28 161ZM42 162V161H41ZM56 162V161H55ZM59 162V161H58ZM64 162H65V160H64ZM63 162V163H64ZM0 163H1V161H0ZM5 165H4V164ZM19 163V162H18ZM36 163V162H35ZM44 162H42V164H43ZM50 163H49V165H50ZM57 163V162H56ZM65 163H67V162H65ZM9 164H11V168L10 169H8L9 167L8 166H10ZM26 164V163H25ZM41 164V163H40ZM45 164H47V163H45ZM8 165V166H7ZM14 165V164H13ZM19 165V164H18ZM22 168L23 167H25V168H23L24 170H28L27 168V166H30L29 167V169L31 170V166L33 165V163L31 164V165H29V164H27L26 166L22 163ZM60 165H62L63 166V164H60ZM65 165V164H64ZM7 166V167H6ZM17 166V165H16ZM16 166H14L13 168L14 169H18V167L17 168H15ZM38 166H39V164H38ZM54 166V165H53ZM59 166V165H58ZM62 166H60L62 169H63V167ZM2 167V166H1ZM37 167V166H36ZM35 167V168H36ZM51 167V166H50ZM50 167H48V168H50ZM56 167V166H55ZM64 167H66V166H64ZM13 168H12V170H13ZM21 168V167H20ZM22 168H21V170H22ZM38 168V167H37ZM44 168H47V165H46V167H44ZM41 169H42V167H41ZM12 170H11V173H12ZM34 170H36V169H34ZM45 170H47V169H45ZM64 170V169H63ZM8 171V173H10ZM39 171V170H38ZM48 171V170H47ZM55 171V170H54ZM4 172V171H3ZM6 172V171H5ZM19 173H20V171H18ZM24 172V175L23 176H25L26 175V172H28V171H22V173ZM50 172V171H49ZM58 172V171H57ZM60 172H62L61 170H60ZM16 173V172H15ZM19 173H18V175H19ZM29 174H30V171L28 172ZM27 173V174H28ZM39 173V172H38ZM38 173H37V171H36V176L35 177H37L38 176ZM5 174V173H4ZM28 174V175H29ZM33 174V173H32ZM31 174V175H32ZM41 174H43L42 173V170H41ZM54 174H55V172H54ZM57 174V173H56ZM2 175V174H1ZM12 175V174H11ZM15 175V174H14ZM14 175H12V176H14ZM17 175V176H18ZM45 175V174H44ZM47 175V174H46ZM51 175V174H50ZM27 176V175H26ZM25 176V177H26ZM3 177V176H2ZM2 177H0L1 179H2ZM19 177V176H18ZM18 177H16V180H17V182L19 183V181L21 180V182H23V178H21V176H20V178H18ZM48 177H50V176H48ZM48 177L46 176V178L48 179ZM52 177V176H51ZM13 178V177H12ZM29 178V177H28ZM32 178H34L33 176L29 179V180H31ZM0 179V180H1ZM20 179V180H19ZM39 179H41V178H39ZM50 179V178H49ZM25 180H27V179H25ZM42 180V179H41ZM13 181H14V179H13ZM13 181H10L11 182V185H12V182ZM28 181V180H27ZM43 181V180H42ZM44 181H45V178H44ZM0 182H2V181H0ZM38 182V181H37ZM49 182V181H48ZM48 182H46V183H48ZM18 183H16L15 185H17ZM39 183V182H38ZM37 183V184H38ZM44 183V182H43ZM5 184V183H4ZM10 183H8L7 184V186H8V188H9V185ZM23 184H24V182H23ZM25 184H27L26 182H25ZM30 184V183H29ZM39 184H41V183H39ZM53 184V186L55 185L54 183H52ZM52 184L50 185L51 187H53L52 186ZM59 184V183H58ZM1 185V184H0ZM20 185H21V183H20ZM34 185H36V183L34 184ZM4 186H6V184L4 185ZM13 186V185H12ZM27 186V185H26ZM26 186H24L25 188H26ZM37 186V185H36ZM40 185H38V187H39ZM2 187H3V183H2ZM15 186H13L12 188H14ZM18 187H20V186H18ZM27 187H29V186H27ZM49 187V186H48ZM55 187V186H54ZM1 188V187H0ZM14 189H16V188H14ZM16 190H21V189H19V188H17ZM15 190V191H16ZM35 190V189H34ZM14 191V190H13ZM14 191V192H15ZM24 191V190H23ZM33 191V190H32ZM22 192V191H21ZM3 196H5V195H0V199L1 200H3L2 199V197ZM7 196V195H6ZM4 198V197H3ZM6 198H8V197H6ZM6 198H4V199H6ZM12 198V197H11ZM0 200V201H1ZM6 201V200H5Z\"/></svg>",
    "mask_w": 264,
    "mask_h": 264
}]
</instances>
